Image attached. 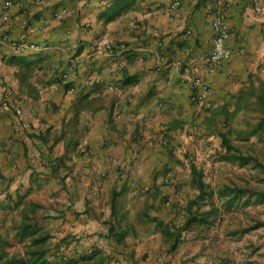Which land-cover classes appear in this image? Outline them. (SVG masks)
<instances>
[{"label":"crops","instance_id":"1","mask_svg":"<svg viewBox=\"0 0 264 264\" xmlns=\"http://www.w3.org/2000/svg\"><path fill=\"white\" fill-rule=\"evenodd\" d=\"M217 15L231 31V55L209 75L200 59L211 53ZM5 16L2 257L180 264L167 252L165 199L153 191L171 180L183 145L199 140L204 118L188 70L200 64L214 108L248 86L264 59V0H0V26ZM27 29L35 33L24 45Z\"/></svg>","mask_w":264,"mask_h":264},{"label":"rangeland","instance_id":"2","mask_svg":"<svg viewBox=\"0 0 264 264\" xmlns=\"http://www.w3.org/2000/svg\"><path fill=\"white\" fill-rule=\"evenodd\" d=\"M248 83L218 107L201 108L195 148L183 145L171 180L153 191L165 199L174 240L163 241L180 264H264V59ZM36 247L43 259L44 244ZM31 252L24 251L23 262ZM0 264H11L2 245Z\"/></svg>","mask_w":264,"mask_h":264},{"label":"built area","instance_id":"3","mask_svg":"<svg viewBox=\"0 0 264 264\" xmlns=\"http://www.w3.org/2000/svg\"><path fill=\"white\" fill-rule=\"evenodd\" d=\"M178 4V3H177ZM10 22V17H4V24L0 26L3 29L6 23ZM213 29H214V40L211 53L201 58V63L205 66V69L209 75H213L217 72L219 66L231 55V52L228 47V42L231 38V31L228 26L225 24L223 15H217L213 21ZM35 33L34 29H27L19 39V43L26 45V41L28 37ZM3 41L9 43L11 46L16 47L18 42L11 41L10 37L3 36ZM34 48V46H30ZM106 50L110 54H114V48L112 45H107ZM189 76L187 78V82L192 87V93L190 95V101L194 105H199L201 107H211L210 98L211 94V86L210 82L204 78L202 75V67L200 64H192L188 70ZM69 80L68 75H64L62 77V82L67 84ZM71 94L74 93L73 89L69 91ZM20 114V111L17 112ZM89 254L92 255L93 251H89Z\"/></svg>","mask_w":264,"mask_h":264},{"label":"trees","instance_id":"4","mask_svg":"<svg viewBox=\"0 0 264 264\" xmlns=\"http://www.w3.org/2000/svg\"><path fill=\"white\" fill-rule=\"evenodd\" d=\"M262 125H264V118H263V120H262L260 126H262ZM226 143H227V142H226ZM228 149H230V147H229ZM200 186H203V185H200ZM194 220H195V218H194V216L192 215V216H191V219H190L189 222H188V225L191 224ZM1 245H2V240L0 239V247H1ZM175 248H176V244L172 247V249L175 250Z\"/></svg>","mask_w":264,"mask_h":264}]
</instances>
